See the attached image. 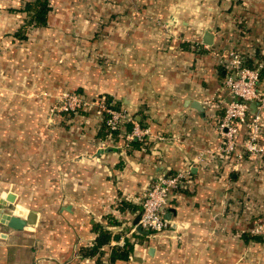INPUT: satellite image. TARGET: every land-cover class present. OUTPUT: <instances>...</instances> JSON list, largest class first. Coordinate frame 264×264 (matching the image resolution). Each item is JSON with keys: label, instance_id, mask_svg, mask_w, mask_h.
Wrapping results in <instances>:
<instances>
[{"label": "crops", "instance_id": "crops-1", "mask_svg": "<svg viewBox=\"0 0 264 264\" xmlns=\"http://www.w3.org/2000/svg\"><path fill=\"white\" fill-rule=\"evenodd\" d=\"M54 1L36 27L21 2L0 4V45L11 47L6 59L20 63L28 94L105 99L149 136L128 142L126 125L109 139L95 108L47 121L33 119L46 107L29 105L28 119L11 121L9 147L0 138V197L15 196L6 213L38 217L22 230L0 225V264H264V238L249 235L264 221V118L262 152L218 153L227 96L214 55L264 62V0ZM258 89L264 97V70ZM183 170L168 229L138 233L150 183ZM100 232L110 240L90 255ZM126 241L128 261L112 262Z\"/></svg>", "mask_w": 264, "mask_h": 264}, {"label": "built area", "instance_id": "built-area-1", "mask_svg": "<svg viewBox=\"0 0 264 264\" xmlns=\"http://www.w3.org/2000/svg\"><path fill=\"white\" fill-rule=\"evenodd\" d=\"M214 55L225 69L223 86L227 96L220 101L222 115L217 130L222 143L218 153L226 159L229 155H236L238 160L243 159L245 153L249 156L257 155L263 151L257 140L264 118V97L258 89L264 62L257 61L249 67L245 64V57L233 50L216 52ZM97 100L100 102L97 112L102 117L109 139L126 125L131 126L130 133L126 136L128 142L149 136V129L142 128L126 110L115 108L105 99ZM95 103L94 100L89 101L76 92H65L56 99L52 111L64 115L77 114L89 110ZM252 107L255 108L254 113L251 111ZM242 133L245 139L240 142L243 138ZM238 146L241 147L240 151L237 150ZM188 176V170L176 171L158 176L150 183L139 202L137 226L142 231L154 237L168 229L170 222L165 214L170 197L183 187ZM249 234L264 238V221L255 224L249 230Z\"/></svg>", "mask_w": 264, "mask_h": 264}, {"label": "rangeland", "instance_id": "rangeland-1", "mask_svg": "<svg viewBox=\"0 0 264 264\" xmlns=\"http://www.w3.org/2000/svg\"><path fill=\"white\" fill-rule=\"evenodd\" d=\"M3 1L5 0H0V4ZM16 1L25 4L26 2L32 0H16ZM21 3H19L20 8L24 6V4ZM11 51H12L11 47L9 46L5 47V44L3 45V47H1L0 45V138L4 139L2 140L1 144L5 145V147H9L10 139H11L10 135L13 132L10 125L11 121L28 119L26 110L27 107L31 104L34 107L35 106H39L40 108L46 107L44 112L41 111L40 113H38L34 111L36 115V117L33 118L34 120H37L36 118H39L40 120L45 118V120L47 121L48 120L52 121L58 115L57 112L52 111V108L56 104V99L59 96H61L63 93H65L62 91V93L59 94V96L57 95L51 97H44V96L42 97L39 95L34 96L33 94H28V89L25 88L26 86L23 85L22 81L17 77L19 73L16 70L20 71L22 68L20 66V63L14 64L6 59V57L10 55ZM81 51L83 52L85 50L81 48ZM223 51L225 52V50ZM95 55L96 54L91 53L90 51L88 57L94 58L93 56ZM1 58H4V60ZM262 59H264V57ZM97 99L100 98L94 99V102L96 103L94 106L91 107V108H95L96 110H98L97 106L98 105L100 106L99 104L100 102H98ZM88 100L91 101L92 99H88ZM11 209L12 208L9 207L8 211H11Z\"/></svg>", "mask_w": 264, "mask_h": 264}, {"label": "trees", "instance_id": "trees-1", "mask_svg": "<svg viewBox=\"0 0 264 264\" xmlns=\"http://www.w3.org/2000/svg\"><path fill=\"white\" fill-rule=\"evenodd\" d=\"M24 9L26 12L30 14L29 15L30 19L28 24H31L35 27L45 26L47 24V15L51 10L48 0H32L26 2L24 4ZM245 64L249 66L246 57H245ZM114 107L119 108L117 104ZM140 237L143 238L144 236L141 235ZM109 240H110V235H108L107 232H100L99 237L95 242V245L92 247L90 251V255L95 254L97 249L100 248L103 244H106ZM132 252H133V245L129 241H126L123 247L121 248L113 247L111 249L110 259L112 262L115 261L126 262L128 261Z\"/></svg>", "mask_w": 264, "mask_h": 264}, {"label": "water", "instance_id": "water-1", "mask_svg": "<svg viewBox=\"0 0 264 264\" xmlns=\"http://www.w3.org/2000/svg\"><path fill=\"white\" fill-rule=\"evenodd\" d=\"M204 43L206 45H211V35L207 32L204 35ZM15 202V196L11 193H8L5 197H0V225L7 227L12 230H22L25 229L29 225H35L38 214L34 211L27 212L26 216L24 214H9L4 211V208L9 204H13ZM139 218L137 217L134 225H136V230L138 233L143 235H148L147 232L142 231L138 226Z\"/></svg>", "mask_w": 264, "mask_h": 264}]
</instances>
